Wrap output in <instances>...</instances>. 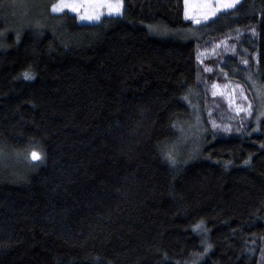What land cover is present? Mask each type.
<instances>
[{
  "label": "trees",
  "instance_id": "16d2710c",
  "mask_svg": "<svg viewBox=\"0 0 264 264\" xmlns=\"http://www.w3.org/2000/svg\"><path fill=\"white\" fill-rule=\"evenodd\" d=\"M58 1L0 0V264H264V0L199 25L184 0L94 24Z\"/></svg>",
  "mask_w": 264,
  "mask_h": 264
},
{
  "label": "rangeland",
  "instance_id": "374dc122",
  "mask_svg": "<svg viewBox=\"0 0 264 264\" xmlns=\"http://www.w3.org/2000/svg\"><path fill=\"white\" fill-rule=\"evenodd\" d=\"M241 0H184V16L195 25L207 22L222 12L233 9ZM67 11L75 14L83 24H94L106 16H120L123 11L122 0H59L52 8L54 14ZM234 53V43L222 41L198 54L199 63L211 75L219 74L218 57ZM212 61L214 64H205ZM217 70V71H216ZM209 91L213 97H220L225 103L229 118L236 119L241 127L252 113V103L242 86L233 83H218L216 80ZM232 125H230V129Z\"/></svg>",
  "mask_w": 264,
  "mask_h": 264
}]
</instances>
